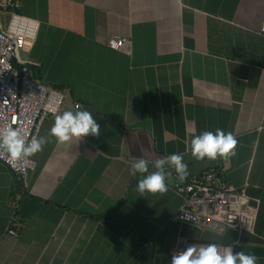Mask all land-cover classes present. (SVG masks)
I'll list each match as a JSON object with an SVG mask.
<instances>
[{
    "label": "crops",
    "instance_id": "obj_1",
    "mask_svg": "<svg viewBox=\"0 0 264 264\" xmlns=\"http://www.w3.org/2000/svg\"><path fill=\"white\" fill-rule=\"evenodd\" d=\"M18 2L38 22L24 63L32 77L64 91L58 113L90 111L100 134L58 143L48 116L25 187L0 163V264H171L172 247L209 243L264 264V0ZM111 36L126 41L111 49ZM217 128L238 140L236 155L197 161L192 136ZM173 153L187 177L217 169L243 189L256 204L251 229L179 222L172 168L165 194L139 196L134 159ZM12 216L16 236L5 232Z\"/></svg>",
    "mask_w": 264,
    "mask_h": 264
},
{
    "label": "built area",
    "instance_id": "obj_2",
    "mask_svg": "<svg viewBox=\"0 0 264 264\" xmlns=\"http://www.w3.org/2000/svg\"><path fill=\"white\" fill-rule=\"evenodd\" d=\"M18 6V0H0V14H7L3 26H0V127L11 125L27 131L30 138L38 135L46 117L58 113L65 93L35 80L24 64L38 22L19 14L16 11ZM258 33L264 36V19L259 25ZM125 41L126 38L111 36L106 45L117 49ZM15 59L21 63L18 68L14 67ZM73 106L76 107L77 104L74 103ZM0 163L23 187L27 184L28 172L35 166L32 157L12 161L5 154H0ZM172 171L176 178L172 189L182 198L175 214L179 222L218 233L228 228L251 229L256 204L251 203L243 189L227 185L220 170L206 169L183 181L173 168ZM18 198L17 193L15 200ZM21 227L22 222L12 216L5 232L16 236ZM176 250V247H172L171 253Z\"/></svg>",
    "mask_w": 264,
    "mask_h": 264
},
{
    "label": "clouds",
    "instance_id": "obj_3",
    "mask_svg": "<svg viewBox=\"0 0 264 264\" xmlns=\"http://www.w3.org/2000/svg\"><path fill=\"white\" fill-rule=\"evenodd\" d=\"M100 125L92 113L77 105L75 111H63L54 115V122L49 135L58 143L71 144L89 135L98 136ZM48 143V137L31 136L27 131L6 125L0 127V154L7 155L12 161L29 158L41 152ZM238 140L231 132L217 128L193 135L190 141L191 155L197 161L205 158L215 161L217 158L228 159L236 155ZM154 169L150 171L149 168ZM173 168L181 181L189 175L188 165L182 154L173 153L162 158L149 160L136 158L131 164L129 174L133 177L140 174L136 190L139 196L145 193L161 195L168 191L166 184ZM235 217H232L234 219ZM238 243V242H235ZM171 264H258L254 253L233 251V244L209 243L206 245H189L186 249L172 254Z\"/></svg>",
    "mask_w": 264,
    "mask_h": 264
},
{
    "label": "trees",
    "instance_id": "obj_4",
    "mask_svg": "<svg viewBox=\"0 0 264 264\" xmlns=\"http://www.w3.org/2000/svg\"><path fill=\"white\" fill-rule=\"evenodd\" d=\"M15 61H16V59H15ZM20 66V64H16V65H14V67H16V68H18ZM18 182V181H17ZM18 186H20V182H18Z\"/></svg>",
    "mask_w": 264,
    "mask_h": 264
}]
</instances>
